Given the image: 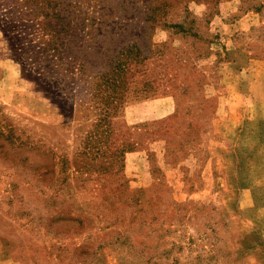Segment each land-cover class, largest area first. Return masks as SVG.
<instances>
[{"label": "rangeland", "instance_id": "374dc122", "mask_svg": "<svg viewBox=\"0 0 264 264\" xmlns=\"http://www.w3.org/2000/svg\"><path fill=\"white\" fill-rule=\"evenodd\" d=\"M25 2L0 0V264H264V0H64V30Z\"/></svg>", "mask_w": 264, "mask_h": 264}, {"label": "trees", "instance_id": "16d2710c", "mask_svg": "<svg viewBox=\"0 0 264 264\" xmlns=\"http://www.w3.org/2000/svg\"><path fill=\"white\" fill-rule=\"evenodd\" d=\"M25 3H30V5L27 6L26 4H24L22 7H19V8H29L28 10L30 11L38 9L39 13H43L42 16L44 19L48 21V23H51L52 20H54L56 22V26L60 25L62 27L61 29L63 30L65 29V27L71 25V22L73 21V18L71 15L72 13L66 12V10L63 9V6L65 5L64 0H26ZM11 20L12 19H10L9 21H5L2 26V29L4 30L5 33H9L11 28L15 30L16 32L20 30L18 26L12 25V23H8ZM54 32H56L55 29H54ZM56 33H60V31ZM54 50L55 52H58L60 54L58 47H54ZM50 55L51 53L47 54L45 58L48 60V62H52V65H57L56 64L57 60L53 58L54 55L49 57ZM58 57H59L58 59L61 60L60 55ZM46 68L51 69L50 65H48ZM44 70H47V69H44ZM51 86L56 87V85L53 83H51Z\"/></svg>", "mask_w": 264, "mask_h": 264}]
</instances>
